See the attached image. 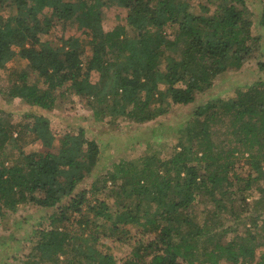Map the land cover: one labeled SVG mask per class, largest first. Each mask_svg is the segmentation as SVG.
Masks as SVG:
<instances>
[{
    "label": "trees",
    "instance_id": "16d2710c",
    "mask_svg": "<svg viewBox=\"0 0 264 264\" xmlns=\"http://www.w3.org/2000/svg\"><path fill=\"white\" fill-rule=\"evenodd\" d=\"M116 1L128 24L104 29L102 8ZM192 1L0 0V97L53 111L58 90L69 85L104 126L145 124L192 104L220 74L241 70L263 39L253 34L247 0ZM259 16L264 30V3ZM70 20L79 36L46 40ZM11 62L25 67L1 74ZM217 124L225 128L220 142ZM37 141L55 142L48 119L28 114L14 123L0 109V225L29 205L52 209L18 264H118L102 248L106 239L134 240L123 264H264V81L235 100L197 107L168 160L147 153L115 165L103 187L112 184L113 206L78 191L97 165V141L80 131L64 135L58 152H27ZM129 200L137 201L135 212Z\"/></svg>",
    "mask_w": 264,
    "mask_h": 264
},
{
    "label": "rangeland",
    "instance_id": "374dc122",
    "mask_svg": "<svg viewBox=\"0 0 264 264\" xmlns=\"http://www.w3.org/2000/svg\"><path fill=\"white\" fill-rule=\"evenodd\" d=\"M252 15L253 34L257 37L262 36L263 39L253 47L252 54L247 58L243 68L239 71L227 70L220 74L213 89L197 96L196 101L187 106H172L170 112L158 117L152 122L145 124H137L133 121L119 119V123L115 125L104 126L94 120L92 111L87 108L77 96H73L72 91L68 89L69 85H65L58 90L57 107L53 111H46L40 108H33L20 100H15L9 104L0 97V109L9 114L12 122H26V115L42 116L49 120L51 131L55 137V142L51 148L44 145L43 142L37 141L26 146V151L43 152L52 150L58 152L60 149V140L66 134L76 135L80 131H84L86 137L95 140L99 144V158L97 165L93 171L87 175L86 180L78 188V191L84 189L90 191L89 198L94 202L95 198L105 199L107 204L113 206L115 199L108 197V188H112L109 183L106 189H103L106 182L104 177L111 172L115 165L120 162H133L147 153L157 154L160 159L168 160L174 154L179 138V130L183 128L185 122L192 115L194 110L209 102H220L235 100L238 93L245 91L259 81H264V30L259 27V15L264 0H247ZM193 4H206L204 0H193ZM128 10L118 1L111 6L102 8V22L104 29H109L117 24H128ZM130 36H136V32L130 26L127 27ZM81 30L75 20L61 22L56 33L48 36L46 40L57 41L63 37L68 39L72 36H79ZM59 37V39H57ZM61 46L60 41L56 42ZM25 64H17L11 62L1 74H8L14 68L22 70ZM98 76L94 75L92 80L97 81ZM162 88H166L163 86ZM64 94V96H62ZM61 95V96H60ZM213 133L218 142L224 140L225 128L217 124L213 127ZM187 144V142H186ZM246 166H243V170ZM241 171V170H239ZM100 181V183H98ZM93 183L100 184L101 192L96 196L91 193ZM105 183V184H104ZM264 185V180L260 181ZM255 190V185H254ZM255 198H260L261 194L254 193ZM146 203L151 198L144 197ZM137 201L129 200L130 208L135 212ZM209 203L197 206L194 213L200 216L201 211L208 207ZM52 213V209L41 208L37 205H29L25 209H21L18 213L11 215L10 219L4 221L0 225V264H18L20 260L25 259L29 252L30 243L28 239L33 236V230L46 226L47 215ZM232 226V222L227 224ZM249 226V225H248ZM107 228H111L107 224ZM262 228L264 226H261ZM139 227H132L133 235H136ZM260 228V230L262 229ZM236 227L233 225V230ZM245 232L244 226H238L237 234ZM235 236L232 234L229 238ZM242 240V239H241ZM240 241V239H239ZM260 242V240H259ZM135 242L127 243L125 241L118 242L114 239H106L102 241V248L109 249L117 258L118 264H123L134 248Z\"/></svg>",
    "mask_w": 264,
    "mask_h": 264
}]
</instances>
